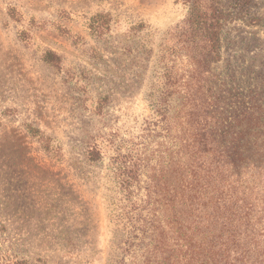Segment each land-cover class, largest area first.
<instances>
[{
    "label": "rangeland",
    "instance_id": "374dc122",
    "mask_svg": "<svg viewBox=\"0 0 264 264\" xmlns=\"http://www.w3.org/2000/svg\"><path fill=\"white\" fill-rule=\"evenodd\" d=\"M198 2L216 34L186 0H0V264H130L107 166L167 152L184 91L264 122V0Z\"/></svg>",
    "mask_w": 264,
    "mask_h": 264
},
{
    "label": "trees",
    "instance_id": "16d2710c",
    "mask_svg": "<svg viewBox=\"0 0 264 264\" xmlns=\"http://www.w3.org/2000/svg\"><path fill=\"white\" fill-rule=\"evenodd\" d=\"M186 2L197 36L216 34L217 20L203 23L198 0ZM184 93L178 115L164 118L170 144L155 163L110 158V217L129 230L124 252L130 264H264V122L252 107L208 115Z\"/></svg>",
    "mask_w": 264,
    "mask_h": 264
}]
</instances>
